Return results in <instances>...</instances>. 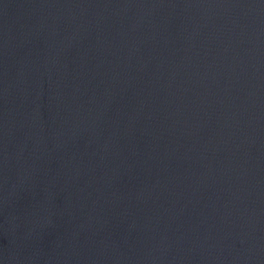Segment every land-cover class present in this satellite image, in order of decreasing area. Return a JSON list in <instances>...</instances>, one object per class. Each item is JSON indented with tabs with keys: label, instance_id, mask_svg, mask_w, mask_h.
Returning <instances> with one entry per match:
<instances>
[{
	"label": "water",
	"instance_id": "1",
	"mask_svg": "<svg viewBox=\"0 0 264 264\" xmlns=\"http://www.w3.org/2000/svg\"><path fill=\"white\" fill-rule=\"evenodd\" d=\"M0 264H264V0H0Z\"/></svg>",
	"mask_w": 264,
	"mask_h": 264
}]
</instances>
